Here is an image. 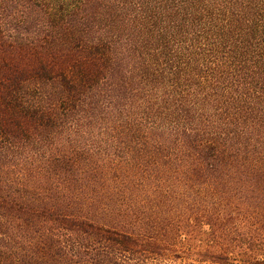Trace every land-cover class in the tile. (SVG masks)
Returning <instances> with one entry per match:
<instances>
[{
  "label": "trees",
  "instance_id": "1",
  "mask_svg": "<svg viewBox=\"0 0 264 264\" xmlns=\"http://www.w3.org/2000/svg\"><path fill=\"white\" fill-rule=\"evenodd\" d=\"M0 264H264V0H0Z\"/></svg>",
  "mask_w": 264,
  "mask_h": 264
}]
</instances>
